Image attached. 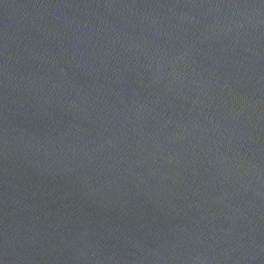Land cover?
I'll return each instance as SVG.
<instances>
[{
    "label": "water",
    "instance_id": "obj_1",
    "mask_svg": "<svg viewBox=\"0 0 264 264\" xmlns=\"http://www.w3.org/2000/svg\"><path fill=\"white\" fill-rule=\"evenodd\" d=\"M0 264H264V0H0Z\"/></svg>",
    "mask_w": 264,
    "mask_h": 264
}]
</instances>
